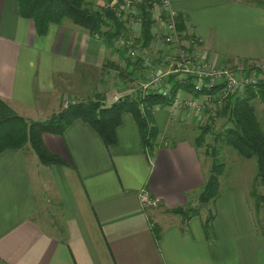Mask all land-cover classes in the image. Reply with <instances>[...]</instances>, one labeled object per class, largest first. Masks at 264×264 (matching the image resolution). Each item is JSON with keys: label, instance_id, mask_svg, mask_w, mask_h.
Returning <instances> with one entry per match:
<instances>
[{"label": "crops", "instance_id": "0c3cea01", "mask_svg": "<svg viewBox=\"0 0 264 264\" xmlns=\"http://www.w3.org/2000/svg\"><path fill=\"white\" fill-rule=\"evenodd\" d=\"M168 1L185 23L182 42L210 63L264 61V0ZM160 10L153 8L145 50L165 70ZM145 76L142 65L127 67L119 51L73 20L40 33L14 0H0V99L27 120L49 119L68 95L109 106L115 95H136ZM194 96L180 93L183 101ZM251 104L264 134V99ZM213 114L173 101L155 106L153 145L130 111L109 146L78 118L63 135L43 134L62 160L55 164L43 163L30 144L0 153V264H264L252 185L228 183L224 170L213 209L199 206L212 164L198 137L211 123L216 129ZM144 194L157 204H145Z\"/></svg>", "mask_w": 264, "mask_h": 264}, {"label": "trees", "instance_id": "16d2710c", "mask_svg": "<svg viewBox=\"0 0 264 264\" xmlns=\"http://www.w3.org/2000/svg\"><path fill=\"white\" fill-rule=\"evenodd\" d=\"M14 2L17 12L24 18L34 20L40 33H45L52 23L60 24L65 19H71L89 29L92 34L101 37L113 50L119 51L127 67L133 66L135 63L141 65L140 62L133 61L125 49L116 47L117 36L123 34L128 37L131 31L111 9L100 7L98 10H91L89 9L90 5H88L90 4L89 0H14ZM137 13L142 16L143 22L140 36L135 40L143 48H146L153 39L152 6L146 0L137 5ZM107 18L113 22L114 30L105 27L109 23ZM177 25L180 33L186 30L182 19L178 18ZM180 89L198 95L191 85L177 82L173 84L169 96H163L159 93H151L143 99H138L135 95L126 96L109 106L102 105L100 101H80L71 104L68 108H63L59 113H54L49 119L42 121H28L0 99V153L30 144L43 163H60L62 160L50 153L44 144V133L63 135L74 120L82 118L94 127L105 144L109 146L117 142L116 129L122 123V115L125 111H130L135 116L142 131L143 142L153 145L158 131L152 124V109L157 105H169ZM218 90L219 88H214L207 92L214 93ZM256 98L264 99V81L260 80L257 85H247L242 94L233 96L229 99L230 101L224 103V115L228 116L232 125L217 134L215 140L216 143L221 142L233 146L244 158L255 157L258 162L257 180L264 185V134L260 129L255 110L251 104ZM140 104H143L144 110ZM208 129L209 127L203 128V132L198 137L200 146L203 145L202 142ZM225 167L224 161H215L201 192L200 201L202 203H209L218 198L220 175L215 170L220 172ZM257 205L256 207L259 209V204L257 203ZM181 210L175 209L177 212ZM193 210L194 208H191L190 211Z\"/></svg>", "mask_w": 264, "mask_h": 264}, {"label": "built area", "instance_id": "2783aa9c", "mask_svg": "<svg viewBox=\"0 0 264 264\" xmlns=\"http://www.w3.org/2000/svg\"><path fill=\"white\" fill-rule=\"evenodd\" d=\"M146 0H111L106 3V8L114 11L116 16L124 20L130 31H138L143 22L142 16L137 13V5ZM147 3L154 7L161 8L156 17L160 24L161 33L158 36L163 40L166 48L161 58L166 62V69L161 70L158 65V56L153 57L146 52L140 44H136L133 36L119 34L115 43L119 48L125 49L127 55L135 62H140L145 72V77L140 80V91L135 95L138 99H143L151 93H159L163 96H169L174 83L189 84L198 93L196 97L185 101L180 97L183 89H180L173 99L174 103L185 105L187 108L196 109L200 112L207 107L212 112H216L226 100L231 97L242 94L246 86L256 82V73L260 69L257 61L251 64H227L223 66L212 64L208 61L204 53L194 51L189 45H185L181 39V33L178 30L177 20L178 10L169 6L168 0L161 3L157 0H147ZM109 28L115 27L109 22ZM133 37V38H132ZM192 44L198 42V38L192 37ZM264 66L263 63L261 67ZM252 73V77L248 74ZM219 88L218 93L207 92ZM177 92V93H178ZM131 92H125L115 95L113 103L131 95ZM76 103L72 101L71 104ZM112 103V104H113ZM144 110L143 104H140ZM145 204H157V199H152L147 194L143 195Z\"/></svg>", "mask_w": 264, "mask_h": 264}, {"label": "rangeland", "instance_id": "374dc122", "mask_svg": "<svg viewBox=\"0 0 264 264\" xmlns=\"http://www.w3.org/2000/svg\"><path fill=\"white\" fill-rule=\"evenodd\" d=\"M90 5L89 9L91 10H98L100 7H105L106 3H108L111 0H89ZM106 8V7H105ZM108 21L114 26L113 22L107 18ZM124 21V20H123ZM108 26H105L106 28H109V23L107 24ZM103 27V28H105ZM139 31V30H138ZM136 33L137 31H131L130 36H133L136 38ZM132 37V38H133ZM136 44H138L136 42ZM141 45V44H140ZM148 54H151L153 57L155 56L154 52L147 51ZM238 63V62H237ZM240 64L242 62H239ZM264 65V62H262ZM261 62H258L256 64L260 65V69L258 70V75H260V78H258L257 75L256 77V82L254 84H258L261 81H264V66L261 67ZM257 74V73H256ZM249 77H252V73L250 72L248 74ZM73 101L72 97L70 95L66 96L63 103H62V109L63 108H68L71 105V102ZM93 101H99L98 99H93ZM230 100H226L225 103H227ZM224 105L223 104L220 108H217L218 114L215 115L213 114V122H215L216 129H213L212 123L210 124V128L208 129V132L206 133L207 138L203 140L201 147H202V152L204 153V157L206 158V165L211 166L210 171L212 170V167L215 163V161H224L226 163L225 169L223 168V171L215 170V172L219 173L220 177L224 174V170H227V175H228V183H242L247 186L252 185L253 187V194L251 196L252 200V205H254V213L256 214L257 219L259 222H263L264 220V185L257 180V173H258V162L255 157L252 159H247L241 156L237 150L228 144H222L216 143L215 136H217L216 131H218V127L221 128H226L227 126L232 125L230 122V119L228 118L227 115L224 114ZM61 110H59L56 113H59ZM226 116V117H223ZM31 121V120H28ZM205 128V127H204ZM203 132V129L200 130V135ZM211 134V135H209ZM219 147V148H217ZM238 156L237 159L235 157ZM209 164V165H208ZM221 173V174H220ZM201 196V193L199 194ZM258 201V202H257ZM210 203V202H209ZM257 203L259 204V209H257L256 205ZM258 206V205H257ZM211 209H213V202L210 203ZM181 210V209H179ZM188 211V210H187ZM187 212H185L186 214Z\"/></svg>", "mask_w": 264, "mask_h": 264}, {"label": "water", "instance_id": "95a60500", "mask_svg": "<svg viewBox=\"0 0 264 264\" xmlns=\"http://www.w3.org/2000/svg\"><path fill=\"white\" fill-rule=\"evenodd\" d=\"M199 206L200 207H205L207 209L208 208V203H201Z\"/></svg>", "mask_w": 264, "mask_h": 264}]
</instances>
